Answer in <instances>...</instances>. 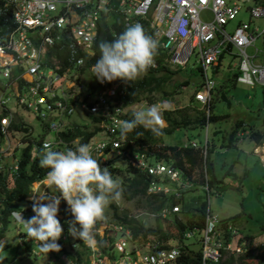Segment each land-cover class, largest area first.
Instances as JSON below:
<instances>
[{"label": "built area", "instance_id": "built-area-1", "mask_svg": "<svg viewBox=\"0 0 264 264\" xmlns=\"http://www.w3.org/2000/svg\"><path fill=\"white\" fill-rule=\"evenodd\" d=\"M1 1L5 7L3 19L6 23L0 24V158L4 154H12L14 168H17L19 159L16 155L18 145L22 144L21 151L29 142H32V151L36 154L40 148L43 149L46 141L51 144L52 150L61 152L87 144L101 167L108 164L112 155L121 154L124 137L119 125L125 122L126 106L114 103L126 94L129 83L120 79L101 83L95 78L99 85L92 91L80 80L81 67L85 57L92 53L101 17L112 9L121 14L125 29L140 23L145 32L150 31L153 39L165 50L169 64L185 65L195 53L203 78L193 95L207 106V112L216 86L215 79L208 76L207 70L218 67L223 53L237 60L234 65H237L238 81L264 85V62L255 59L258 52L264 53V26L260 28L252 22L254 18H264V2L248 4L249 20L240 19L230 28L229 21L237 16L240 9L235 0ZM204 8L212 11V19L201 18L200 12ZM258 37L261 38V47L255 45ZM249 45H254V53L247 51ZM60 49H64L63 53L56 54ZM157 65L155 58L152 67ZM92 66L89 67L91 71ZM62 86L67 87L65 93L60 90ZM77 106L87 115L93 113L100 116V120L92 121L100 129L85 141H81V136L65 140L61 133L72 128L68 118ZM19 109L26 111L28 117L38 118L42 126L41 138L32 136L34 127L25 121L22 113H17ZM24 125L27 126L25 129L19 127ZM17 133L20 139L12 142ZM98 133L100 136H97ZM187 144L199 145L195 140L184 143ZM203 149L205 152L204 146ZM127 158L131 165L149 176L147 193L162 191L173 195L174 202L161 206L157 211L142 208L145 215L165 218L181 210L179 197L182 191L194 185L182 175L181 169L165 160H153L145 151L127 153ZM171 182L173 186H170ZM203 187L208 190L209 197L207 182L203 183ZM55 192L47 189L44 176L32 182L26 197L33 202L41 196L59 195ZM59 207L58 219L62 217V209L70 210L66 201ZM19 213L26 220L31 218L25 217L23 211H12L15 218ZM103 223L94 227L93 236L97 243L94 249L91 248L89 264H105L106 255H109L100 249L97 233L115 236L113 248L109 251H119V258L125 262L118 261L120 264H187L181 259L182 253L196 255L197 251L199 258L192 264H221L227 262L231 255L245 250L236 240L237 235L240 238L236 226L231 220L220 218L211 211L209 198L202 226L187 228L182 239L158 238L157 235L132 238L130 231L119 223H106L100 233L99 226ZM110 227L112 231L108 232ZM117 231L118 237L115 235ZM187 238L197 240L199 247L194 248V242L191 239L187 241ZM60 241L66 250L54 251L49 264L59 259L66 260L65 264H76L67 251L70 250L76 257L75 245L79 243L70 240L67 233L62 234ZM106 243H110V239Z\"/></svg>", "mask_w": 264, "mask_h": 264}, {"label": "trees", "instance_id": "trees-1", "mask_svg": "<svg viewBox=\"0 0 264 264\" xmlns=\"http://www.w3.org/2000/svg\"><path fill=\"white\" fill-rule=\"evenodd\" d=\"M4 9L5 7L0 0V24L6 23L3 19V14L5 12ZM124 30L122 16L119 12L114 11V9L105 12L101 17L93 45V53L88 54L85 57L86 61L81 67L82 73L80 80L82 79L85 85L89 86L92 91L98 87L99 83L96 81L93 72L89 70V67L94 65L99 57L98 45L100 41L112 40ZM146 32L152 37L150 31ZM63 50L64 49L57 50L56 54L61 55ZM166 56L165 50L161 48L158 42L157 54L155 56L158 65L149 68L145 74L141 75L135 81L128 82L129 84L126 94L123 97L117 98L114 104L120 107H125L140 100H147L148 103H153L155 99L154 94L168 91L169 86L176 87L181 86L182 84H188L190 82L188 79L178 83H171V75L177 69L170 67L171 65L166 61ZM224 85V82H221L216 87V93L213 95L209 104L208 113L207 106L202 105L192 94L190 96V103L162 110V116L167 120L168 124L163 128L161 135H154L149 129H146L143 126H137L132 132L123 136L124 141L121 146L122 152L119 156L122 159H127L128 166H116L111 160L112 158H109L110 160H108V162L110 161V163L104 166L108 168L112 176L120 177L119 184L122 190L121 199H135L136 205L141 204L140 207L155 211L163 205L174 202L172 194H165L162 191L155 193L146 192L149 176L131 165L127 158V153H132L134 151H145L153 160H165L171 162L172 165L181 169L182 175L190 179L195 185H203V183L207 182L210 192L211 187L214 186L215 182L218 180L214 172L213 160L210 157L214 144L208 140L206 151L204 152L203 145L193 146L191 144L184 145L183 143H166L163 140V135L171 132L176 127L186 126L203 128L209 121L216 120L217 115L213 112L214 99L223 98L229 102V97L225 93ZM259 109L262 110L260 127L249 124V127L247 128L248 133L246 134L250 139L254 140L256 144L261 143L264 139V100ZM133 113L134 111L127 110L123 116L124 120L131 121L134 118ZM88 117L94 122L101 118L93 113H89ZM24 123L25 122H23V124ZM82 123L83 125L81 126L79 123L75 122L72 128L63 131L61 133L63 138L68 140L75 136H81V141H85L89 136L95 134L100 129L97 126L92 130H87L85 128V123ZM240 126L246 128L245 123L242 120L236 121L234 127L230 131L227 145L233 143L237 129ZM19 127L25 129L27 126L24 125ZM217 130L218 129L215 131ZM39 151L40 152L37 154L34 153L32 151V142H29L20 152L16 169L8 170L6 166H3L2 168L0 167V234L5 230L9 218L12 219V211L14 209L22 208L19 204L20 200H28L26 199V196L29 193L32 182L38 178L46 176L48 169H42L39 166V160L44 150L40 148ZM120 171L123 172L121 176L119 175ZM179 199L182 203L181 210L178 212L174 211L169 217L164 218L166 222L169 220L168 228L165 230L158 225L154 227L146 225L142 220L143 216L129 212L127 208L121 207L120 203L116 202H112L106 207L104 219L97 221L96 224L101 222L107 224H122L130 231L132 238H135L138 235H141L142 237H146L147 235H157L158 238L182 239L183 233L187 228H191L193 225L202 226L208 202L206 199L198 200L191 198L190 200H186L183 194ZM159 218L161 217H157L156 219L159 220ZM71 219H73L71 211H67L65 208L62 209V217L59 218V220L64 229L63 233H67L70 240H76L79 243V246H82L81 251L85 254L84 263L89 264L88 257L91 248L85 245L82 240L76 239L70 235L68 231L69 224L67 221ZM23 235L26 236V233H23ZM246 236L250 239V244H253L252 236ZM107 239H110V243L108 244L106 243ZM113 239H115L114 235H100L97 233L98 245L103 253L112 255L109 250L113 248ZM57 242L61 245V249L66 250V246L62 244L60 239ZM255 247L258 249V252L249 255L256 256L258 260L255 263L251 262V264H256L264 258V243L258 244ZM51 253L55 254L54 251ZM195 253L196 255L182 253L181 259L187 264H192L193 261H197L199 258L198 251ZM67 254L71 258H74L76 264H80L81 256L79 254H76L75 257L70 250L67 251ZM245 255L247 254L239 256L241 262L244 260L243 258ZM47 264H49V261ZM54 264L60 263L55 262ZM226 264H230V259Z\"/></svg>", "mask_w": 264, "mask_h": 264}, {"label": "rangeland", "instance_id": "rangeland-1", "mask_svg": "<svg viewBox=\"0 0 264 264\" xmlns=\"http://www.w3.org/2000/svg\"><path fill=\"white\" fill-rule=\"evenodd\" d=\"M235 1L240 6V9L237 16L229 21L228 26L230 28L240 19L249 20L247 5L251 4L254 0ZM200 16L202 19L210 20L213 18V13L209 8H204L201 10ZM252 22L259 25L260 28L264 26L263 17L254 18ZM255 45L261 47L260 37L256 39ZM254 50V45H249L247 47L249 53H254ZM233 57L234 56L231 57V55L225 54L217 71L213 70L212 67H209L207 70L209 77H212L217 82H225V93L229 97V102L223 98L214 99L213 112L217 115V119L209 121L207 128L206 126L203 128L186 126L176 127L171 132L164 134L163 140L166 143H183L191 140L202 143L208 138L210 142L214 144L210 157L213 160L214 172L218 180L215 182V185L211 187L209 197L203 185L192 184L190 187L184 189L182 193L186 200L195 198L198 200L206 199L208 202L209 198L211 211L213 213H216L220 218H227L229 220L233 218L235 220L234 225L239 229L240 234L247 232L251 234L253 246L248 252H244V254L247 255L243 258L244 260L242 259V262L240 261L241 264H251V262L255 263L258 259L256 256H250L249 254L258 252L255 246L264 243V139L256 146L257 148H255L256 142L244 134L243 127L240 126L233 143L227 145V142L230 131L234 127L236 121L242 120L246 128L249 127V124L260 127L262 110L259 109V107L264 100V85L260 83L250 85L245 82L237 81L233 77V72L236 67L232 66L237 60ZM255 59L259 62H264V53L261 51L258 52ZM85 61L84 59L83 64ZM198 64L195 53H192L185 65L183 63L171 65L170 67L177 69L171 75V83H178L185 79H188L190 82L176 87L169 86L168 91L154 94L155 99L153 103H148L147 100H140L127 105L125 111L130 110L135 112L151 105H156L160 109L162 115V110L165 108L179 107L190 103V96L193 94L194 89L199 86L203 78V75L198 69ZM1 79L0 76V80ZM67 86L70 87L68 83ZM86 89L87 88H85V90ZM60 90H63L65 93L67 87L62 86ZM17 113H22L25 117V121L34 127L32 136L37 139L41 138L40 133L42 126L40 121L37 120L35 116L30 115V117H28L27 112H23L21 109L17 110ZM88 115L77 106L68 120L70 125L77 122L82 126V122H84L85 128L87 130H92L96 128L98 124H94ZM45 120L46 119H44V121ZM164 121L166 126L168 122L166 119ZM216 129L218 130L215 131ZM240 131H242L243 134H240ZM97 136H100V133H98ZM19 137L17 133V136L13 137L12 142L20 139ZM21 147L22 144H19L16 155H19ZM110 158H112L111 160L116 166H128L126 158L122 159L119 155H112ZM13 161L14 158L12 154H4L0 159V167H10ZM108 163H110V161ZM122 173L123 172L120 171L119 175L121 176ZM112 177L119 183V176L113 175ZM170 186H173V182L170 183ZM47 189L50 192H55L54 190H56L54 187H47ZM29 203L30 201L28 200H20L19 202L20 206L23 208L28 207ZM119 203L121 207L127 208L129 212L143 216L142 220L146 225H151L153 227L158 225L163 230L168 228L169 220L166 222L164 218H159V220H157V217L153 218L145 215L142 207H140L141 204L136 205L135 199H120ZM61 204H64L63 199L60 202V205ZM99 224L96 225L98 226ZM105 226H107L106 223L99 226L100 233L104 231ZM24 231L25 229L22 223H17L9 218L5 230L0 234V264H47V262L51 260V256L54 254L51 252L48 254L40 252L39 243L28 239L23 235ZM110 231H112V227L108 229V232ZM115 235L118 237L119 232L117 231ZM146 237H152V235H147ZM190 239L194 242V248H198L199 242L194 238H187L186 240L189 241ZM129 247L130 245L128 243L127 248ZM140 248L144 249L145 246H140ZM81 250L82 246H79L76 250V254L81 256L80 264H85V254ZM111 254L113 256L106 255L105 264H120L118 261L123 262V260H121L122 258H119V251L117 249H114V251L111 250ZM57 256L59 257V255ZM88 258L89 260L91 259V254ZM65 261L64 259H59L57 263H66ZM256 264H264V258Z\"/></svg>", "mask_w": 264, "mask_h": 264}, {"label": "clouds", "instance_id": "clouds-1", "mask_svg": "<svg viewBox=\"0 0 264 264\" xmlns=\"http://www.w3.org/2000/svg\"><path fill=\"white\" fill-rule=\"evenodd\" d=\"M98 48L99 57L92 66V72L99 82L117 79L133 82L154 66L158 42L145 32L140 23H135L112 40L100 41ZM133 116L131 121L119 125L122 136L137 126H143L157 136L162 134L165 121L156 105L137 110ZM43 149L39 166L48 169L47 187H54L59 195L41 196L34 202L26 197L30 201L28 207L14 210L23 211L25 217L31 218L24 219L22 213L17 214L16 218L22 222L26 237L39 242L40 252H59L61 245L57 241L64 229L58 213L63 199L73 217L67 221L70 235L94 249L97 243L93 236L94 227L97 221L104 219L105 209L110 203H119L122 197L120 184L113 179L107 167H101L87 144L61 152L52 150L51 144L46 141ZM12 165L6 166L8 170L16 169ZM30 212L35 215L31 216ZM16 218L12 215L14 221L21 223ZM75 247L78 248L79 244Z\"/></svg>", "mask_w": 264, "mask_h": 264}, {"label": "crops", "instance_id": "crops-1", "mask_svg": "<svg viewBox=\"0 0 264 264\" xmlns=\"http://www.w3.org/2000/svg\"><path fill=\"white\" fill-rule=\"evenodd\" d=\"M254 1H259V2H264L263 0H254ZM225 54H228V53H223V54H221V56H220V63H221V60H222V58L224 57V55ZM231 57H232V55H231ZM199 63V62H198ZM235 63V62H234ZM234 63L232 64V66H234V67H236V69L234 70V72H233V77L236 79V74H237V65H234ZM170 65H172V64H170ZM220 65V64H219ZM219 65H218V67H216V68H212L213 70H215V71H217V69L219 68ZM178 66V65H177ZM198 69H199V71H200V65L198 64ZM201 72V71H200ZM202 74V73H201ZM237 80V79H236ZM216 81V80H215ZM238 81V80H237ZM222 82H224V81H222ZM242 82V81H241ZM221 82H217L216 81V86H215V88H214V90H213V93L215 94L216 93V87L220 84ZM200 84H201V82H200ZM200 84H199V86H200ZM224 84H225V82H224ZM249 84V83H248ZM256 84V83H255ZM255 84H253V85H255ZM261 84V83H260ZM226 85V84H225ZM224 85V86H225ZM251 85V84H250ZM199 86H197L196 88H198ZM195 88V89H196ZM195 89H194V91H195ZM193 91V92H194ZM213 93H212V98H213ZM194 96V95H193ZM195 98V97H194ZM196 99V98H195ZM197 101H199L201 104H202V102L200 101V100H198V99H196ZM212 100V99H211ZM202 105H204V104H202ZM209 112V111H208ZM207 112V113H208ZM165 120V119H164ZM208 124V123H207ZM207 124L205 125L206 126V128H207ZM243 127V133L244 134H247L248 133V129L247 128H245L244 126H242ZM245 129V130H244ZM237 132H238V129H237ZM236 132V133H237ZM240 134H243L242 133V131H240L239 132ZM235 137H236V134H235ZM234 137V138H235ZM208 138L205 140V142H202V143H199V145H203L205 148L207 147V142H208ZM189 142V141H188ZM185 142H183V144H184ZM206 145V146H205ZM258 144H256L255 145V148H257L256 146H257ZM261 155V154H260ZM264 156V155H263ZM261 157H262V155H261ZM263 158V157H262ZM231 220V222L234 224L235 222V220L232 218V219H230ZM235 226V225H234ZM237 228V227H236ZM238 229V228H237ZM238 232H239V235H240V238H239V236L237 235V238H236V240L238 241V242H240V246H242L243 247V249L245 248V250H243V251H241L240 253H238V254H234V255H231V257L229 258L230 259V264H241V262H240V259H239V256L240 255H244V252L245 251H247L248 252V250L253 246L252 244H250V239L246 236V235H251L250 233H243V234H240V231H239V229H238ZM66 262V261H65ZM63 264H65V263H63ZM221 264H226V262H221Z\"/></svg>", "mask_w": 264, "mask_h": 264}]
</instances>
